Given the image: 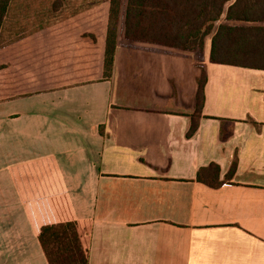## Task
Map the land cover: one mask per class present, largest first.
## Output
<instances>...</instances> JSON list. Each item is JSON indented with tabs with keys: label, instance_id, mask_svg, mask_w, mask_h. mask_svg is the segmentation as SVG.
<instances>
[{
	"label": "crops",
	"instance_id": "1",
	"mask_svg": "<svg viewBox=\"0 0 264 264\" xmlns=\"http://www.w3.org/2000/svg\"><path fill=\"white\" fill-rule=\"evenodd\" d=\"M74 19L0 27V264H48L30 213L58 195L87 264H264V69L211 62V35L203 53L123 40L106 79L104 34ZM212 162L235 166L217 187L196 180Z\"/></svg>",
	"mask_w": 264,
	"mask_h": 264
},
{
	"label": "trees",
	"instance_id": "2",
	"mask_svg": "<svg viewBox=\"0 0 264 264\" xmlns=\"http://www.w3.org/2000/svg\"><path fill=\"white\" fill-rule=\"evenodd\" d=\"M9 4L10 0H0V27ZM226 5V15L217 24ZM118 30L128 42L198 53H203L205 38L211 35V62L264 69V0H125L124 3L108 0L103 39L106 79L112 72ZM205 83L206 74L202 69L197 78L188 137L197 128ZM234 169L232 164L225 179L220 180L219 166L212 162L198 169L196 180L217 187L230 179ZM58 196L53 210L30 213L46 261L48 264H87L86 224L74 218L66 198Z\"/></svg>",
	"mask_w": 264,
	"mask_h": 264
},
{
	"label": "rangeland",
	"instance_id": "3",
	"mask_svg": "<svg viewBox=\"0 0 264 264\" xmlns=\"http://www.w3.org/2000/svg\"><path fill=\"white\" fill-rule=\"evenodd\" d=\"M107 9L108 0H10L5 17H74V25H81L82 21L83 30L88 29L94 39V36L104 34ZM78 17L82 18L77 22ZM118 32L116 42L119 41L121 47L126 46L123 40H127L123 38L121 30ZM129 43L131 45L132 42Z\"/></svg>",
	"mask_w": 264,
	"mask_h": 264
}]
</instances>
